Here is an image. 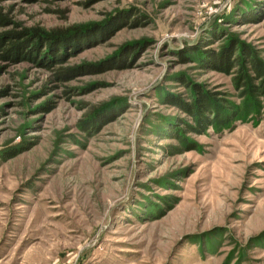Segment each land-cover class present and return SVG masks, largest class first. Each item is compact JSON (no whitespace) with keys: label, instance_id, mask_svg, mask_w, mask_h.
Segmentation results:
<instances>
[{"label":"rangeland","instance_id":"obj_1","mask_svg":"<svg viewBox=\"0 0 264 264\" xmlns=\"http://www.w3.org/2000/svg\"><path fill=\"white\" fill-rule=\"evenodd\" d=\"M1 6L0 34L105 33L50 68L0 57V264H264V96L204 134L182 109L198 89L241 104L208 51L264 61V0Z\"/></svg>","mask_w":264,"mask_h":264},{"label":"trees","instance_id":"obj_2","mask_svg":"<svg viewBox=\"0 0 264 264\" xmlns=\"http://www.w3.org/2000/svg\"><path fill=\"white\" fill-rule=\"evenodd\" d=\"M2 1L5 0H0V28L14 24L9 14L4 12L1 6ZM119 23L120 19H117L109 28L114 29ZM118 29L120 28H115L114 31ZM101 33L105 32L98 30L89 37L79 28L50 33L39 29L11 30L0 34V57L15 63L31 62L50 68L67 59L66 56H69L67 50L75 51L72 53L74 54L76 53L74 49L80 43L92 37L96 38ZM44 46L48 50L45 53L42 51ZM239 49L240 53L236 57H234V45L224 47L218 53L210 50L208 54L210 63L216 71L226 74L234 71L233 81L236 89L240 91L241 104L226 102L217 94L198 89L193 101L182 106L183 111L192 120L186 124V133L204 134L209 128L228 126L237 118L248 117L259 112L261 97L264 96V61L250 46L241 44ZM94 68L96 65L59 69L57 77L68 79L76 74L94 71Z\"/></svg>","mask_w":264,"mask_h":264}]
</instances>
